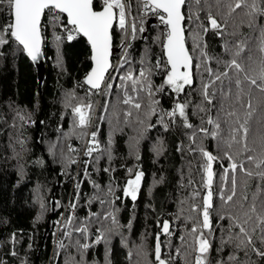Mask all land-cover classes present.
Returning a JSON list of instances; mask_svg holds the SVG:
<instances>
[{
  "label": "snow or ice",
  "instance_id": "snow-or-ice-1",
  "mask_svg": "<svg viewBox=\"0 0 264 264\" xmlns=\"http://www.w3.org/2000/svg\"><path fill=\"white\" fill-rule=\"evenodd\" d=\"M148 15L166 29L163 39L156 37L163 59L152 62L146 50L139 67L127 54L113 63L115 31L121 34L120 47H131L137 34L146 31ZM46 30L53 32L58 46L78 37L90 46L93 66L84 79L89 100L73 104L76 96L70 92L65 105L74 117L71 134L85 141V175L89 164L112 159V139L102 146L98 130L89 131L96 115L93 95L104 98L100 111L105 115L98 121L109 118L116 130L128 127L136 133L130 147L137 160L139 141L157 126L164 132L176 130L184 138L176 150L189 157L186 186L191 191L178 201L172 220L157 221L151 254L155 264H264V0H0V57L15 45L16 51L37 62ZM210 35L220 41L219 52L210 48ZM157 75L163 77L159 84L154 82ZM164 95L172 98L169 108L161 105ZM13 112L20 128L34 123L24 109ZM192 115L199 123L192 122ZM207 140L215 142V152L206 147ZM17 143L23 151L24 141L18 138ZM155 151L162 154V140ZM52 152L56 154L55 145ZM76 152L68 145L67 165L78 163L72 155ZM126 171L131 178L122 188L123 197L135 202L145 173ZM162 182L163 178L155 181ZM94 187L100 189L95 183ZM116 187L110 184L94 197L108 206L104 212L73 223L77 192L62 229L68 242L61 240L59 247L75 248L80 259L73 256L65 264H88L86 255L93 244L121 227ZM177 222L183 225L179 235ZM92 224L97 225V236L89 243Z\"/></svg>",
  "mask_w": 264,
  "mask_h": 264
},
{
  "label": "trees",
  "instance_id": "trees-1",
  "mask_svg": "<svg viewBox=\"0 0 264 264\" xmlns=\"http://www.w3.org/2000/svg\"><path fill=\"white\" fill-rule=\"evenodd\" d=\"M144 27L146 31L138 33L137 39L131 41V47L125 52L135 67H139L146 50L152 62L157 58L163 59L161 43L156 37L160 35L163 39L166 29L159 20L149 16L145 18ZM45 37L46 72L41 92L36 69L26 54L16 51L13 45L0 57V264H65L73 256L79 260L80 255L75 248L59 247L61 240L68 242L63 227L57 238L52 233L53 228L61 219L64 226L72 211L71 204L76 202L77 192L79 198L73 223L92 212H104L108 206L101 205L94 197L110 184L118 185L115 196L121 199L115 201V207L121 227H114L105 233V240L93 244L86 255L88 264H108L109 261L111 264H155L151 254L159 231L157 221L172 220L179 208L178 201L191 191V187L186 186L189 157L176 150L184 138L176 130L164 132L157 126L147 131L139 141L140 159L137 160L130 147V137L136 133L128 127L116 130L115 121L110 122L109 118L98 121V117L105 115L100 111L104 98L102 96L100 100L99 95H93L90 100L98 111L92 131L98 130L102 146L107 145L109 138L112 139V159L109 161L104 157L98 164H89L87 175L84 164L79 169L78 163L67 165L64 154L68 145L77 150L72 155L78 160L85 141L78 134H71L74 117L71 108L65 106L66 97L75 92L73 104L80 99L88 102V87L84 79L92 68L91 50L82 37L71 42L64 40L59 46L51 30H46ZM208 42L212 50L220 51L218 39L210 35ZM113 43L115 63L122 49L118 30ZM162 79L157 75L154 82L159 84ZM160 99L164 108L171 107V96L164 95ZM13 108L24 109L34 123L25 122L20 128ZM191 120L199 123L195 115ZM14 122L17 127L12 126ZM18 138L24 141L23 151L17 143ZM159 140L163 141V151L157 155L155 149ZM205 144L210 151H216L214 141L207 140ZM18 152L20 155L16 154ZM106 167L115 171L106 173L103 171ZM127 168L145 173L135 202L124 198L122 193L126 180L131 178ZM161 178L163 182L156 184L155 181ZM94 183L100 185V189L95 188ZM104 223L110 224L109 221ZM96 227V224L91 225L89 243L97 236ZM182 228L183 225L177 222V235ZM177 243V238L173 237V244ZM13 252L16 255H12ZM145 253L148 254L147 259Z\"/></svg>",
  "mask_w": 264,
  "mask_h": 264
},
{
  "label": "water",
  "instance_id": "water-1",
  "mask_svg": "<svg viewBox=\"0 0 264 264\" xmlns=\"http://www.w3.org/2000/svg\"><path fill=\"white\" fill-rule=\"evenodd\" d=\"M113 54H114V43H113ZM112 59H113V57H112ZM32 64L34 65V67L36 69V73H37V77H38V87H39V91L41 92L43 84H44V81H45V72H46V61H45L43 48H42V56H41V58L37 62H32ZM37 125H39V123H37ZM54 204H55V201H53V207H54ZM46 235H47V232H46L45 236Z\"/></svg>",
  "mask_w": 264,
  "mask_h": 264
},
{
  "label": "built area",
  "instance_id": "built-area-1",
  "mask_svg": "<svg viewBox=\"0 0 264 264\" xmlns=\"http://www.w3.org/2000/svg\"><path fill=\"white\" fill-rule=\"evenodd\" d=\"M148 16L157 19L155 16H152V15H148ZM157 20H158V19H157ZM126 50H127V48H122V49H121V51H120L118 57H116V62H117L118 60H120V59L125 55ZM114 61H115V59L113 60V63H114ZM116 62H115V63H116ZM99 96H100V100H101L102 95H99ZM89 131H92V128L89 129ZM84 147H85V144H84ZM83 150H84V148H83ZM86 159H89V158L86 157V156H84V155H83V151H82V153H81L79 159L77 160V161H78V169L84 164L83 161L86 160ZM62 227H63V223H62V219H61L59 222H57V226L53 228L54 230H53L52 233L55 234L56 238L58 237L59 232H60V230H61Z\"/></svg>",
  "mask_w": 264,
  "mask_h": 264
},
{
  "label": "rangeland",
  "instance_id": "rangeland-1",
  "mask_svg": "<svg viewBox=\"0 0 264 264\" xmlns=\"http://www.w3.org/2000/svg\"><path fill=\"white\" fill-rule=\"evenodd\" d=\"M97 111H98V108H96V115H95V117H94V125H95V119H96V117H97Z\"/></svg>",
  "mask_w": 264,
  "mask_h": 264
}]
</instances>
